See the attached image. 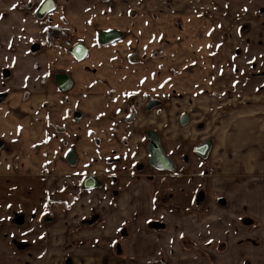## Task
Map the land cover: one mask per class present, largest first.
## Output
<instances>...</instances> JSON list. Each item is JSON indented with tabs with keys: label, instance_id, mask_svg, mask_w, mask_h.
Instances as JSON below:
<instances>
[{
	"label": "crops",
	"instance_id": "obj_1",
	"mask_svg": "<svg viewBox=\"0 0 264 264\" xmlns=\"http://www.w3.org/2000/svg\"><path fill=\"white\" fill-rule=\"evenodd\" d=\"M21 1L24 0H12L11 3L17 5ZM57 2L58 7L52 14L53 24L67 29L70 27L90 50L88 57L80 60L74 68L73 77L77 85L71 90L73 105L76 104V109L84 112L83 118L73 123L71 132V140L79 154L77 163H80L82 155L85 154L84 148H90V143L94 144V141L96 145L100 143L106 131L116 133L114 142L117 151L141 156L146 153L143 136L128 130L132 124L128 126L125 120V107L133 93L142 96L148 95L147 93H160V90L172 93V88L176 86L172 72L164 71L173 59L164 63V59L158 56V51L165 54L172 51L161 49L160 43L166 34H171L172 39L178 38L176 35L178 28L174 24L175 20L172 21V31H169L166 22L158 23L156 11L160 7H164L166 12H172V16L187 15L184 28L188 46L184 44L182 51L180 50L182 54L174 50L175 53L164 55L165 58L169 56L173 58L172 54H177L180 55L176 56L177 59L180 57L185 59L180 69L187 70L185 74L188 77L185 78L183 88L186 93L200 95V92L209 91L212 85L216 92L225 90V86L230 83L222 76L234 72L232 59L235 52H240L237 44L242 40L244 43L245 40L252 46L251 41L262 39L249 30L252 27L264 37V28L257 23L230 24L233 19L227 15H222L225 17L217 21V24H211L212 19L209 16L213 8L212 0H209L208 5H203L200 0H57ZM205 11L207 18H203L202 15ZM161 21L164 22V18H161ZM167 21H170L169 17ZM36 23L30 17L29 30H33ZM225 23H228L227 27L233 28L230 33L225 35L221 32L215 35L214 32L221 31ZM213 29L215 31L212 34ZM110 30H118L123 36L112 42L98 44V36ZM239 31L246 34L245 39ZM14 33L17 38V28L14 29ZM32 38L33 33L30 39ZM15 45L17 46V43ZM134 52L139 57L136 60H132ZM250 53L251 59H257L262 51L258 54L256 51ZM54 56L51 54V57ZM34 64L36 60L30 57L24 67V71L28 70L26 74L29 82L18 81L19 89L15 91L17 95L12 103L14 108L22 109L24 115L14 112L10 113V116H0V135L13 142L19 139L20 130V139H27L26 142L32 148L33 144L38 145V141L43 144L42 119L46 114V110L43 109L45 96L40 84L41 73L40 70H33ZM160 69L163 70L161 74ZM256 73L258 76L264 75V67L262 72ZM162 74L166 75L159 80ZM219 76L221 77L218 79ZM214 77L217 78L216 83H213ZM178 87L180 86L177 84L176 90ZM24 91L28 92L26 99L21 98ZM259 94L261 93L249 98L252 100L251 105H246L245 109L250 113H237L235 112L237 110L233 109L235 111L232 112L237 114L231 111L226 115L221 114L225 121H228L226 123H229L225 129L222 127L223 119L218 125L219 115H213L212 120L206 119V131L199 133L194 128L186 132L188 139H194L196 137L194 134L197 133L201 135L202 140L209 137L213 141L209 163L211 169L213 171L217 169V172L214 181L212 180L215 187L210 200V211L205 216L200 217L195 210L189 214L186 212L179 214L172 209L170 203L158 202L159 205L156 202L159 190H164L168 186L162 188L159 179L151 182L144 175L131 182L129 187L125 185L126 191L119 194L114 206L113 198L106 188H94L85 192V195L75 202V207L72 205L71 212L61 211L58 222L49 225L47 230L54 234V241L48 244V264H209L196 253L182 248L180 236L183 233L196 240L202 247L207 242H214L215 245L208 247L207 250L214 257L216 264H264V184L261 182V177L264 176V115L259 114L264 110L258 107L264 106V95L261 97ZM62 96L64 97V94ZM190 101L191 98L187 104L191 103ZM203 101L205 100H198V103ZM195 105L196 102L192 104V109ZM207 106L210 108V105ZM246 110L243 109V112ZM230 117L233 119H229ZM89 122H95L92 128H89ZM135 126H138L137 122ZM90 130L93 131L92 135ZM82 134L89 136L82 138ZM173 137L175 140L178 138L177 132ZM32 139L33 142H30ZM140 142L142 144H139ZM80 143L84 145L78 146ZM95 152L90 153L83 163L89 164L96 155ZM2 154L6 155V152ZM48 160L49 158L44 159L41 166L31 165V168L24 169V171L40 169L37 173L17 174L12 169L4 173L1 172L2 169L8 171L9 168L4 169L0 165V200H7L10 204V194L19 189L22 191L27 189L26 196L12 194L15 196L12 206L29 216H32V213L40 215L48 199L54 205H60L63 198L58 197H61V192L72 189V194H79V189L76 190L85 175L102 176L105 172L100 169L102 163L97 160L90 163L95 170L89 171L74 168V165L60 160L62 163L58 168H51L57 164L51 161V164L46 166L49 170L43 173L45 169L43 164H47ZM242 171L249 180L242 182L236 178ZM43 174L45 176L48 174V177L47 182L41 184L43 193L40 194L37 192L38 184L32 177L39 178ZM8 176L10 179H3ZM25 179L28 181L23 182ZM4 180L6 188L2 186ZM228 181L234 182V195L226 197V202L227 200L232 202L231 205L234 207L232 210L231 206L222 207L218 199L220 185ZM196 206L198 205L196 204L195 208ZM94 211H102L107 219L106 223L90 228H76L80 224L77 220L88 217ZM69 213L72 216L68 215ZM152 216L164 219L168 225L167 229L150 230L148 221ZM243 216L245 221L240 224L239 220ZM124 226H128L129 237L121 240L119 235ZM252 237H258L259 242L249 241ZM101 238L111 239V242L100 241ZM97 239L98 242H95ZM114 239H117V242H113ZM118 242L122 243V249H116Z\"/></svg>",
	"mask_w": 264,
	"mask_h": 264
},
{
	"label": "rangeland",
	"instance_id": "obj_2",
	"mask_svg": "<svg viewBox=\"0 0 264 264\" xmlns=\"http://www.w3.org/2000/svg\"><path fill=\"white\" fill-rule=\"evenodd\" d=\"M203 5H208L209 0H200ZM213 2V8L210 13L209 18L211 20V24L215 25L217 24V21L223 20L222 15H227L231 19L230 24H236V23H244L252 22L257 23L260 27L264 28V0H212ZM157 16L159 17L158 23L166 24L168 25L169 31H172V21H174V24L177 26L178 30L176 29V35L178 38L172 39L171 34H166L163 41L160 43V48L165 50H172L169 51V53H175L174 50L182 51L184 44H187V38H185V28L184 23L186 19V14L183 16H172V12H166V9L164 7H160L158 9ZM203 18H207V12H203ZM154 16V17H157ZM170 21H167L168 17ZM161 18H164V22L161 21ZM176 18V19H175ZM200 18V17H198ZM228 23L224 24V27H221V31L218 30L213 32L215 35L217 33L221 32L223 34H229L230 31L233 29L231 26L227 27ZM250 31L254 32V34L259 35L262 39H258L257 41H251L252 46L250 44H247V41L244 40V43L242 41L237 44L238 48L240 49V52H235L233 57V65H234V72H228L225 73L222 77L224 80L229 81V85L225 86V90L222 92H216V88L212 85L210 86V90L204 92H200L193 94L192 92L186 93L183 89L185 87L186 79L188 76L185 74L187 73V70L182 68V62L185 60L183 58L177 59L176 56H180L177 54H172L174 57L171 58L170 56L165 58V53H160L158 51V56L160 59H164L165 61L172 60L171 63H168V67L164 71L169 70L172 72V75L175 77V83L176 86L178 84V89L176 90V86L172 88V93L166 90H160V93H153L152 95L159 97L160 99L165 101L164 105H160L158 108H154L155 110H152L151 112H147L143 108V103L145 102V98L143 97L142 103H141V112L142 115L139 116L140 121H137L138 126L130 125L128 130H131V127L137 128L136 134H141L143 136V147L146 150V145L148 144V136L145 133V129H156L161 134V144L166 151V153H170L172 155V158L176 160L177 165L172 169V171L168 170H155L157 173H167L172 174V176H158L156 178L159 179V183L161 187L163 188L166 185L168 188L164 190H159V195L161 196L163 193L169 194V192L172 194L171 198H169V203L172 204V209L175 210L179 214H184L192 212V210H195L199 213L200 217L205 216L210 210V204H211V196L213 195L215 185L213 186L214 181V175H216V171H213L211 169L209 160L210 157L202 158L198 155H196L192 151V147L199 142L203 141L201 135L194 134L196 136L194 139L187 138L186 132H189L190 130L194 129L197 132H200L199 124L201 118L205 117L207 120H212L213 115H219L218 118V125H220V121L223 119V129H225V126H227L226 123L228 121H225V118L223 115L229 114L230 111L233 114H237L239 112L243 113H250L248 112L245 107L246 105H251L249 98H253L255 94H259L261 97L264 95V75L258 76L257 71L260 73L262 72V68L264 67V37H262V34L255 32L250 28ZM158 31V30H155ZM239 33L243 36L245 39L246 34ZM180 51V53H181ZM235 51V50H234ZM256 51L257 54L262 51L260 55L257 56V59H251V53ZM183 53V52H182ZM181 53V54H182ZM215 59V58H214ZM173 62V63H172ZM214 62H217V60H214ZM170 67V68H169ZM151 70V68H148ZM164 69V66H163ZM250 69V70H249ZM148 70V71H149ZM253 70V71H251ZM147 71V72H148ZM163 72L162 69H160L159 74ZM167 74V73H166ZM166 74H162L159 76V80H161L162 77H164ZM221 76L218 77V79ZM213 83L217 82V78H213ZM167 83V82H166ZM163 91V92H162ZM188 91V90H187ZM162 93V94H161ZM148 95L150 93H147ZM167 95V96H166ZM191 98V103L187 104V101ZM244 98V99H243ZM243 99V100H242ZM198 100H205L203 102L198 103ZM244 101V102H243ZM196 102V105L194 109H192V104ZM261 102V101H260ZM6 103L0 104V111L1 108L6 107ZM200 105V107H198ZM204 105L205 107H203ZM207 105H210V108H208ZM253 105V104H252ZM262 111L264 110V106H258ZM237 111H235V110ZM243 109L246 110V112H243ZM235 111L237 113L232 112ZM189 113L192 115L191 120L193 121L192 125L186 124L182 125L180 123V116L183 113ZM229 112V113H228ZM223 114V115H221ZM259 114L264 115V112H260ZM229 119H233V117H230ZM95 122H89V128H92L94 126ZM197 123V124H196ZM142 125V127H140ZM69 127H71V124H68ZM221 127V129H222ZM220 129V130H221ZM222 129V134H224V131ZM177 132V139L175 140L173 137V134H176ZM216 134V133H215ZM220 134V133H219ZM65 134H61L60 136L64 137ZM92 135V133L90 134ZM89 136L88 134H82V138ZM199 136V137H197ZM92 137V136H91ZM117 135L116 133H110L109 131H106L105 134L101 138L102 141L100 143L91 144L90 140L88 141L90 143V148H84L85 154L82 155L80 163L74 165V168H82L86 171L89 170H95L93 168V164H90L91 162H94L95 160L102 163L100 165L101 170H105L104 167L106 166L105 160L108 162L110 158L116 157V159H119L120 156L125 155L123 152H119L116 150L117 146L114 142V139H116ZM148 137V138H147ZM70 138V137H69ZM68 138V139H69ZM72 138V137H71ZM27 139H21L20 142L11 143L9 144L10 147L8 148L9 154H0V165L1 167L5 169V167L9 168L8 171H2L1 172H9L10 169H12L17 174H21L24 172H32L37 173L39 170H29L24 171L26 168H31V165L33 166H41L43 163V160L46 158H49L47 161V166H49L52 163H57L54 166H51V168H58V166L62 163L60 160H63L60 156L53 153H48L46 146L41 150V152H38V150H34V148L30 147V144L26 142ZM37 140V139H34ZM70 140V139H69ZM30 142H33V139L30 140ZM16 144V145H15ZM139 144H142L140 142ZM43 144L39 143V146L42 147ZM83 146V143L78 144V146ZM54 146V145H53ZM122 146V145H121ZM44 147V146H43ZM195 147V146H194ZM148 149V146H147ZM43 150H46L45 152ZM7 151V150H6ZM20 151V152H19ZM40 151V150H39ZM97 151V152H95ZM147 151V150H146ZM96 153V155L93 156V159L89 161V164H84L83 162L85 159H87L90 155V153ZM212 152V150H211ZM210 152V154H211ZM3 153V152H2ZM3 155V157H2ZM14 155V156H13ZM112 155V156H111ZM185 155L187 156V159H185ZM33 157H36L33 159ZM58 157V158H57ZM42 159V160H41ZM55 161V162H54ZM60 162V163H59ZM65 163V161L63 160ZM190 162V163H188ZM188 163V164H187ZM70 164V163H69ZM124 164V162H122ZM121 164V165H122ZM65 165V164H64ZM72 165V164H70ZM11 166V168H10ZM120 167V166H119ZM43 173L49 170V168L44 167ZM123 167H120V170L117 172H123ZM213 176H211V175ZM48 174H43L39 178H36L37 176H33L32 179L36 180V183L38 184L37 192L42 194L43 188L41 184H44L47 182V176ZM69 175V174H68ZM136 176L133 178H127L122 180L123 184L110 182L109 179H105L104 181L108 182V187L106 188L109 192L111 197L113 198V206L116 204V198L119 196V194L123 193V191H126V189H123L124 187H129L131 182L135 181L136 179H139L141 176H143V173H137ZM207 175V176H206ZM39 176V175H38ZM145 176V175H144ZM147 177V176H145ZM245 172H240V174L236 175V178L240 181L249 180L247 178ZM261 177V176H260ZM256 177V178H260ZM263 177V176H262ZM261 177V182H262ZM3 179H10V176ZM43 179L45 181H43ZM132 179V180H131ZM146 179L149 180L147 177ZM213 180V181H212ZM10 181V180H9ZM28 181V179L23 180V182ZM103 182V180H101ZM242 181V182H243ZM6 181H3V188H6ZM233 181H228L220 185V195L219 203L222 205V207L226 206L230 208L231 210L234 208L232 207V202H226V197H232L234 195V189H233ZM264 184V183H263ZM126 185V186H125ZM105 184L103 182V185L101 188H105ZM29 188V186H28ZM100 188V187H99ZM79 189V194H75L72 189H67L61 192L62 199V205H52L51 203H48L43 207L40 211V216L33 219L34 216H32V220H30V217L26 212L24 211H17L15 206H12L13 198H15L16 195L20 196H26L28 194V190L22 191L19 189L17 192H13L15 196L10 194V204L8 205L7 200H0V264H48L47 262V254L49 252L48 250V244H50L52 241H54V234H52V231L49 230V222H45L43 219V216L46 215V211L52 210L54 212L55 217L52 218V222H58L61 216V211H70L72 209V205L75 204L81 198L83 195H85V192H89L90 190L82 189L79 185L76 191ZM118 190L117 196L113 194V190ZM72 191V192H71ZM34 194V191H33ZM12 195V196H11ZM18 200H21L18 198ZM196 206L195 208V205ZM76 205V204H75ZM74 205V207H75ZM10 206V207H9ZM192 206H194L192 208ZM234 206V205H233ZM198 207V208H197ZM226 207V208H227ZM116 208V207H115ZM61 209V210H60ZM225 209V208H224ZM71 212V211H70ZM82 214V213H80ZM90 214V213H89ZM72 216V214H68ZM245 216H243L239 222L240 224L245 221L243 220ZM82 218V217H81ZM80 217H77V219H81ZM76 219V220H77ZM107 219L102 213V218L100 221H98V224H104L106 223ZM79 225L76 226V228H90L91 225L88 223H83L82 221L77 220ZM128 232V230H127ZM129 237L127 234H120L119 238L121 240H124V238ZM249 239V238H247ZM246 239V241H248ZM259 242L258 237H252L249 241L253 242ZM180 244L182 248L186 251H191L196 253L197 255L201 256L204 260H206L209 264H216L214 257L210 254V252L207 250L210 246L207 243H205V246H200L196 240L191 238L189 235L183 233L180 236ZM186 246V247H185ZM43 251L45 253H43ZM46 258V259H45Z\"/></svg>",
	"mask_w": 264,
	"mask_h": 264
},
{
	"label": "flooded vegetation",
	"instance_id": "obj_3",
	"mask_svg": "<svg viewBox=\"0 0 264 264\" xmlns=\"http://www.w3.org/2000/svg\"><path fill=\"white\" fill-rule=\"evenodd\" d=\"M11 1L12 0H0V104L6 103V107L1 108L2 110L0 111V116H10V113L14 112H17L21 116L24 115V111L20 108H14L12 103L15 96L17 95L15 91L19 89V87L17 86L18 81H23L26 83L29 82V78L26 74L28 70L24 71V67L29 62L30 57L34 58V60H36V64H34L33 70H40V84L43 88V95L45 96L43 109L46 110V114L43 115L42 119L44 126V132L43 134H41V137L44 139L42 143H44L45 146L47 145L49 149L47 150L48 153H53V155H61L60 157L68 164L70 163L69 159L70 153L72 151L76 152V154L78 155L77 161H79L77 147L71 140V132L73 123L76 121H80L83 118L82 113L84 112L80 109H76V104L73 105L71 90L77 85V82H75V79L73 77L74 68L80 62V60H84L88 57L90 50L86 43L78 38L77 33L74 32L70 27H68L67 29L63 28L62 26H56L53 24L52 14L58 7L57 0H24L17 5L12 4ZM14 5L15 7H13ZM47 7L50 9H48ZM30 17L33 18V21L37 22V26L34 25L33 30H29ZM15 28L18 29L17 38L15 37L14 33ZM32 33L34 35V38L30 39ZM120 33L121 35L119 37H122L123 34L122 32ZM115 39L117 40V38ZM115 39H111V42ZM79 42H83L88 49V53L84 59H79L73 51L75 48H77V44ZM15 43H17V46L15 45ZM97 43H104L101 42L100 35L97 38ZM20 45L23 48L20 47ZM24 49L26 51H24ZM134 53L135 54H133L132 60H136L137 58H139L137 57V53ZM51 54L55 56L51 57ZM63 94L64 97L62 96ZM27 97V91L21 93L22 99H26ZM143 97L145 98L143 108L147 112H151L152 110H155L154 108H158L161 104H165L164 100L152 94L144 96L139 95L138 93L131 94L127 101V106L125 107V120L128 124L135 125V123L140 120L139 116L142 115L141 99ZM22 102H24V100H22ZM191 119L192 115L189 114L190 125H192V122L195 121ZM200 120L201 121L198 122L199 124L196 123L197 126L199 125V133H201L202 131H206V118L203 117V119L201 118ZM189 122L187 124H189ZM69 123L71 124V127L68 126ZM136 127H131L130 131L133 134H136L135 132H137ZM148 130L152 129H145V133L147 136ZM89 132L93 133L92 130H90ZM61 134H65L64 137H59V135ZM159 134L161 133L159 132ZM18 138L19 139H16L13 142H9L0 135V154H2V152H6L8 154V148L10 147L9 144L20 142V130H18ZM208 139L212 138H205L198 144ZM150 141L151 139L148 138V144L146 145L147 151L143 156L136 153L131 155L125 154L123 156L121 155L119 159L113 157L110 158L108 162L105 160V172H103L102 176L96 175L100 178V180H103L106 186L105 188L108 187V182L106 183L104 181L105 179H109L110 182H114V184L117 182H121L122 184V180L127 179L128 177H135L136 172L143 173V175L147 176L151 182L156 181L158 179L156 177L158 176H172V174L167 173L159 174L155 170H153L155 168L156 170L172 171V169L158 168L155 164L152 163L150 158L151 153L147 149ZM39 143L40 142L38 141V145L36 143L33 144V148L34 150H38V152H41V150L45 148V146L43 145L44 147H41L39 146ZM194 146L192 147V151L196 155L200 156L195 152ZM45 151L46 150H44V152ZM164 153L174 161V164L176 166V160L172 158V155L168 152L166 153L165 150ZM187 156L188 155H185V159H187ZM208 156H210V153ZM122 162H124V164H122ZM46 166V164H43V167ZM119 166L123 167V172H117L118 170H120ZM43 181L45 180L43 179ZM81 183L80 187L82 188ZM125 188L126 187H124L123 189ZM113 194L117 196L118 190H113ZM171 195L172 194L170 192L169 194L165 195L163 193L161 196L158 194L156 202H159L160 204L169 203V198H171ZM48 203H51L54 206V203H52L50 199H48V201L46 202V204ZM60 204L62 205V203ZM54 208L46 211V215L43 216L44 221L49 222L48 224L54 223L52 222V218L56 216L52 211L54 210ZM102 213V211H94L88 217H85L80 221L90 224L91 227L99 226L98 221H100V219L102 218ZM32 214V216L35 215L33 219L40 216L36 213ZM32 216L30 217V220H32ZM95 216L96 219L91 224V221ZM167 226L168 225L165 220L157 216L150 217V220L148 221V228L150 230H165L167 229ZM127 230L128 226L122 227L120 234L124 233L129 235ZM101 239L102 240L100 241L104 240L107 242H111V239ZM98 240L99 239H97V241L95 242H98ZM113 242H117V239H114ZM118 248L122 249L121 242H118L116 249L118 250Z\"/></svg>",
	"mask_w": 264,
	"mask_h": 264
},
{
	"label": "water",
	"instance_id": "obj_4",
	"mask_svg": "<svg viewBox=\"0 0 264 264\" xmlns=\"http://www.w3.org/2000/svg\"><path fill=\"white\" fill-rule=\"evenodd\" d=\"M120 35L121 33L118 30L105 31L100 35L101 42L105 43L107 41H111V39L118 38ZM73 51L79 59H84L88 53V49L83 42H79L77 44V48H75ZM188 122H189V114L184 113L181 116V124L185 125ZM147 134H148V137L151 139L148 145V150L151 153L150 158H151L152 163L161 169H173L175 167L174 161L170 159L164 153L159 132L157 130L152 129V130H148ZM212 146H213L212 139H208L196 145L195 152L199 154L201 157L207 158L212 149ZM77 158H78V155L76 154V152L72 151L70 153V159H69L70 164L72 165L76 164ZM262 183H264V176L262 177ZM81 184H82V189L91 190L94 188L102 187L103 182L100 180L98 176L93 175V174H87L83 177ZM95 219H96V216L91 221V224L94 222Z\"/></svg>",
	"mask_w": 264,
	"mask_h": 264
},
{
	"label": "trees",
	"instance_id": "obj_5",
	"mask_svg": "<svg viewBox=\"0 0 264 264\" xmlns=\"http://www.w3.org/2000/svg\"><path fill=\"white\" fill-rule=\"evenodd\" d=\"M208 244L210 245V246H213V245H215V243L214 242H208ZM186 247V246H185Z\"/></svg>",
	"mask_w": 264,
	"mask_h": 264
},
{
	"label": "snow or ice",
	"instance_id": "obj_6",
	"mask_svg": "<svg viewBox=\"0 0 264 264\" xmlns=\"http://www.w3.org/2000/svg\"><path fill=\"white\" fill-rule=\"evenodd\" d=\"M13 7H15V5Z\"/></svg>",
	"mask_w": 264,
	"mask_h": 264
}]
</instances>
